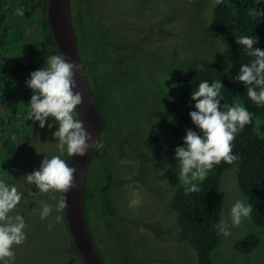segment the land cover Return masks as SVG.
<instances>
[{"label": "rangeland", "instance_id": "rangeland-1", "mask_svg": "<svg viewBox=\"0 0 264 264\" xmlns=\"http://www.w3.org/2000/svg\"><path fill=\"white\" fill-rule=\"evenodd\" d=\"M217 1H181V9L185 17V20H182L181 35L174 23L166 26L170 30L171 36L164 44L166 50L164 57L165 66L168 68L167 70H170V75L178 76L177 68L192 59H203L220 64L226 69H232L233 61L228 48L226 49L224 40L222 38L211 39L205 35V30L212 18L213 7ZM256 1L258 2L256 12L264 11V0ZM21 10L22 14L19 12V15L23 16L28 9L22 7ZM41 17L38 12H34L29 14V18L22 19L23 24L20 26V32L23 38L20 41V46L14 50L15 55H18L23 62L36 63L39 68L44 66L49 55L55 54L54 49L42 48L39 27ZM158 59L161 61L163 55L149 56V59L142 58L139 60L144 65L151 66L152 62L155 64ZM171 80L174 82V79ZM135 87H140L137 81H135ZM13 93H17L16 98L14 97L8 102L0 101V118L2 119L6 115L11 116L15 107L18 110L19 105L27 106L29 104L24 99L26 91L22 92L18 87L13 90ZM156 101V98L148 97L141 105L140 103L135 104L138 105V110L143 111L142 108L148 111L155 105ZM119 106L122 108L120 118L118 121L115 119L114 107L111 108L108 117L109 133L102 137L104 147L110 143L109 156L111 158L105 159L107 165L101 171H94V168L91 167L88 176L89 189L100 188L101 185H105L118 208V217L124 221L118 223L116 218L111 215L102 216L99 212V196L96 199L91 196L87 200L89 222L100 248L107 255L108 264H123L116 263L108 254L113 248V236L105 228L104 222H107L112 228L116 227L119 232L123 228L127 229V227L133 229L131 236L125 243L128 242L131 252L143 264H196V254L193 248L186 243L179 242L176 238V214L169 208V201L175 193V188L168 184L163 171L166 154L169 149L178 144V141L164 132L156 144L155 151L153 153L146 152L137 143L144 135L134 133L136 131L134 129L140 128L142 124L141 112L137 110V107L130 106L124 110L122 105L119 104ZM116 122L118 126L113 127L112 124L114 125ZM49 124L52 125L51 128L48 127ZM120 126L122 129L119 128ZM56 128L57 122L54 118L49 117L42 133L33 137L26 149L14 150L11 153L4 152L1 148V143L5 138L4 135L0 134V179H5L7 176L11 183L15 182L21 185L22 189H29V191L24 192L21 203L12 212L13 215L19 214L24 217L27 233V238L21 245L13 246L15 251L14 264H80L69 246L70 238L63 220L59 224H54L50 230L48 225L56 213L54 212L45 220L39 218V201L45 200L49 203H55L51 197L55 195L58 199L59 193L50 192L38 195V189L34 185H27L25 181L27 174L39 169L45 156L50 157L59 154L56 149L57 140L52 136ZM121 130L123 133H119ZM187 130L199 132L192 122L187 126L185 134ZM132 132L133 136L127 145L126 136ZM140 135L142 137L136 140V137ZM261 136L264 137V133ZM120 140H123L125 145L120 146ZM23 143L25 141L20 140L12 142L11 146L16 148ZM66 155L65 153L62 158ZM114 157L115 160L113 161ZM4 163L8 166L6 172L2 170ZM150 172L151 175L148 176L147 174ZM236 173L237 168L233 167L221 176L222 212L219 221L221 218L230 219L228 213L236 199L245 200L238 188ZM147 178L152 181V184H156L154 190H144L142 187L147 184ZM126 179H131V184L121 183ZM134 194L139 195L140 203L136 206H130ZM159 218L162 219L163 227H161L162 225L156 226V224L153 226L155 220ZM133 223L140 225L137 226L138 229L135 226L133 228ZM248 235H256L260 243L249 254H241L235 250L234 245ZM219 238V243L211 253L213 263L264 264V229L254 225L250 218L243 220L239 226L233 227L229 237L225 238L219 234Z\"/></svg>", "mask_w": 264, "mask_h": 264}, {"label": "trees", "instance_id": "trees-1", "mask_svg": "<svg viewBox=\"0 0 264 264\" xmlns=\"http://www.w3.org/2000/svg\"><path fill=\"white\" fill-rule=\"evenodd\" d=\"M49 0H0V101L8 102L17 97L13 93L18 87L26 91L25 100L30 101L32 90L26 85L30 73L39 69L36 63H25L14 50L20 46L23 38L20 26L29 18L30 13L40 14V37L43 49H55V42L46 19V10ZM256 0H218L212 10V18L205 30V35L211 39L222 38L227 45L233 61L232 69H226L220 64L203 59H192L181 64L174 86L164 94L165 105L160 112L151 114L156 121L152 125L142 145L152 151L164 132L168 133L178 144L172 147L167 154L163 166L169 184L175 188V193L169 201V208L176 214V238L181 243L190 245L196 254V264H215L211 253L219 243V233L215 229L222 212L220 179L223 173L233 167L237 168L236 179L239 190L245 201L252 205L253 211L250 220L259 228L264 229V105L257 106L246 95L245 86L235 80L242 63L251 59L244 51L243 46L236 43L237 36L244 34L258 38V47L264 50V11L257 13ZM28 9L23 16L19 10ZM29 11V12H28ZM20 24V25H19ZM203 65V71L197 68ZM220 80L221 105L239 102L253 114L252 121L240 131L232 141V152L238 160L232 164L221 161L213 165L205 180L200 183L199 192H186L178 180L179 164L175 161V149L183 146V137L187 126L192 122L189 112L194 111V102L190 96L198 83L202 80ZM95 99L102 114L105 128L104 111L107 106L106 83L103 79H96ZM28 106V105H27ZM26 105L15 107L11 116L0 118V134L4 135L1 148L4 152L24 150L32 142L33 137L42 133L38 122L28 119ZM24 140L25 143L12 148V142ZM97 151V150H96ZM94 152L93 156L97 153ZM63 159L67 160V156ZM3 172L8 166L2 165ZM5 179L10 182L7 176ZM11 183V182H10ZM87 185L84 188V200L88 196ZM63 195V193H62ZM102 214L115 215V210L108 195L102 199ZM63 223L66 228L64 213ZM105 227L110 230L108 224ZM260 241L256 235H248L238 241L234 248L241 254H249ZM76 257L81 264L82 260L75 248Z\"/></svg>", "mask_w": 264, "mask_h": 264}, {"label": "clouds", "instance_id": "clouds-1", "mask_svg": "<svg viewBox=\"0 0 264 264\" xmlns=\"http://www.w3.org/2000/svg\"><path fill=\"white\" fill-rule=\"evenodd\" d=\"M22 14V10H19ZM259 39L250 35L237 36L236 43L243 46L251 59L242 63L235 80L246 88L247 97L257 106L264 105V50L254 45ZM226 49H227V45ZM197 68L203 71L204 66ZM80 65L71 61L63 53L49 55L43 67L30 73L26 85L32 90L27 106L28 119L38 122L39 128L45 127L49 117L57 122V128L52 136L57 140L56 149L59 154L44 157L38 170L25 176L27 185H34L38 195L50 192L66 193L74 187L76 168L62 157H84L89 150L100 149L103 144L98 139L93 140L92 133L84 127L83 120L76 111L83 102L80 91L74 79ZM221 81L202 80L192 91L190 99L194 102V111L189 117L199 132L187 130L183 137V146L177 147L175 161L179 164L178 180L186 192H199L202 183L213 165L221 161L232 164L238 156L232 152V141L243 128L251 123L253 114L240 103L221 105ZM52 127L51 124L48 125ZM9 176V175H8ZM21 185L0 179V264H14L15 251L13 246L21 245L27 238L26 222L22 215H13V210L21 203L24 192ZM55 203L39 201V218L45 220L52 216L48 227L59 224L66 199L60 195L51 197ZM140 203L138 194H134L130 206ZM253 211L252 205L244 199H236L228 216L221 218L215 229L223 237L231 235V229L248 219Z\"/></svg>", "mask_w": 264, "mask_h": 264}, {"label": "flooded vegetation", "instance_id": "flooded-vegetation-1", "mask_svg": "<svg viewBox=\"0 0 264 264\" xmlns=\"http://www.w3.org/2000/svg\"><path fill=\"white\" fill-rule=\"evenodd\" d=\"M181 1L182 0H71V20L76 35L78 53L86 81L94 99L96 79H98V82L100 79H103L106 83L107 106L104 111L105 129H101L99 138V142L102 144V137L109 133L108 117L110 116L111 108L114 107V117H116L115 119L118 121L120 118V110L122 109L119 104L122 105L124 110L130 106L133 108L137 107L138 110V105L135 103H140L141 105L148 97H153L156 98L157 101L152 108L148 111L142 108L141 110L143 111L138 110L143 116V119H141L142 124L140 128L134 129V131H136L133 132L135 134L142 133V135H144L142 139H140L142 135L136 137V140L140 139L137 143L143 150L148 153H153L155 151V148L152 151L146 149L142 143L156 121L151 113L154 111L160 112L164 109V94L167 89L174 86L175 79L177 78V76L170 75V70H167L168 68L165 66L164 56L166 55V50L164 49V44L171 36L170 30L166 27L168 24L174 23L178 27V32L181 35L182 20H185L181 9ZM148 6L149 9H147ZM54 50L55 53H57V50ZM156 55H163V59L161 61L158 59L155 64L152 62L151 66L144 65L139 60L142 58L146 60V58L149 59V56L154 57ZM139 76L141 78H138ZM171 79H174V82ZM135 81H137L140 87H135ZM128 86L131 87L127 88ZM137 89L139 91H136ZM99 112L101 114L100 109ZM143 120L144 122H142ZM112 126L117 127L118 123L116 122L114 125L112 124ZM112 126L110 125L111 129ZM119 128L122 129L121 126ZM133 132L129 136H126L127 140L125 142L128 141L127 145H129V140H131ZM119 133H123V130L119 131ZM125 142L120 140V146L125 145ZM109 149L110 143L98 150L94 149L88 166L85 186L87 185L88 187V176L91 167L94 168V171H101L103 167L107 165L105 159L111 158L109 156ZM95 151L97 155L93 156ZM114 160L115 157L113 158V161ZM147 175H151V172ZM146 181L147 184L142 186L144 190H154V185L156 184H152L149 178H147ZM130 182L131 179L121 181L122 184H131ZM88 190L87 199L84 200L85 216L98 251L105 264H108L107 255L101 250L100 244L89 222V210L86 205L87 200L91 196L95 199L99 196L100 214L102 216L110 215L107 213L102 214V199L104 196L108 195L116 213L111 216L116 218L118 223H123L124 221L118 217V208L109 190L105 188V185H101L100 188L94 187L93 189H89L88 187ZM59 195H62V193H59ZM104 224L106 225L108 223L104 222ZM155 224L156 226L162 225L161 227H163L162 219L159 218L155 220L153 226H155ZM134 226L137 227L140 225L134 224L133 228ZM109 227L110 230L105 228L113 236V248H111L108 254L112 256L115 262L123 264H143L142 261L131 252L128 242L125 243L131 236L133 229L127 227V229L123 228V230L119 232L116 227L112 228L110 225ZM146 229L148 230L147 226ZM69 246L72 248V252L76 257L71 241Z\"/></svg>", "mask_w": 264, "mask_h": 264}, {"label": "water", "instance_id": "water-1", "mask_svg": "<svg viewBox=\"0 0 264 264\" xmlns=\"http://www.w3.org/2000/svg\"><path fill=\"white\" fill-rule=\"evenodd\" d=\"M70 4L71 0H49L45 16L57 52L63 53L71 58V61L80 65V70L74 76L77 88L73 91L81 92L83 102L77 106L76 111L79 118L83 120L85 129L92 133L93 140H99L102 129L101 114L84 75L71 20ZM93 151L94 149L89 150L84 157H67V161L70 166L76 168V172L74 174L75 186L63 193L66 199V208L63 213L70 241L82 263L105 264L90 233L84 209V188Z\"/></svg>", "mask_w": 264, "mask_h": 264}]
</instances>
